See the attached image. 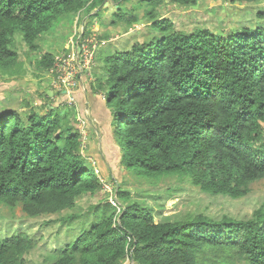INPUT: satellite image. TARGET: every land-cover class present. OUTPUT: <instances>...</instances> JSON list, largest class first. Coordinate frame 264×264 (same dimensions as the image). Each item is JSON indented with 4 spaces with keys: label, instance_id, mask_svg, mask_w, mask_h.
<instances>
[{
    "label": "trees",
    "instance_id": "1",
    "mask_svg": "<svg viewBox=\"0 0 264 264\" xmlns=\"http://www.w3.org/2000/svg\"><path fill=\"white\" fill-rule=\"evenodd\" d=\"M112 1L121 9L131 0ZM199 1L139 0L148 8L150 40L105 55L86 91L91 109L95 96H106L100 110L110 113L123 170L153 179L178 175L204 193L240 198L264 180V26L229 35L186 33L159 12L166 4ZM105 2L0 0V69L11 73L20 64V34L32 55L39 54V72L49 73L56 54L42 52L39 39L62 18ZM136 20L131 15L126 22ZM75 97L78 103L81 95ZM45 107V114L32 107L24 116L0 112V202H21L35 217L61 216L82 196L104 189L72 123L78 104L63 109L48 101ZM113 192L115 204L89 207V224L54 249L51 264H264V203L243 219L190 213L162 220L120 185ZM38 242L24 232L0 238V264H27Z\"/></svg>",
    "mask_w": 264,
    "mask_h": 264
},
{
    "label": "rangeland",
    "instance_id": "2",
    "mask_svg": "<svg viewBox=\"0 0 264 264\" xmlns=\"http://www.w3.org/2000/svg\"><path fill=\"white\" fill-rule=\"evenodd\" d=\"M105 1L104 5L95 9L90 6L62 18L38 41L42 52L46 50L56 56L70 52L73 48L72 41L78 40L79 35L86 38L95 35L99 40L105 41L95 53L91 75L83 77L78 82L79 87L89 88L95 83V75L101 74L100 67L105 55L127 51L135 43L149 41L151 38L148 20L144 17L148 8L139 3V0L122 2L121 9H117V3L112 0ZM96 11L99 12L98 16L95 15ZM159 12L162 17L171 19L177 30L186 33L209 29L214 33L229 35L242 27L264 26V0L250 4H232L230 0H200L194 6L166 4L159 8ZM131 15L137 17V22L129 25L126 19ZM84 25L87 26L85 29ZM15 39L20 64L11 73L0 69V112L9 109L19 111L24 116L25 111L32 107L45 114L49 110L45 107V102L37 101L35 104L36 98L41 99L44 95V90L53 92L51 95L54 98H50L49 103L54 107L67 109L69 103L75 107L77 103L73 97L68 99V104L60 103L61 96L53 91L51 73H40L34 63L39 54L32 55L22 35H15ZM79 91L76 87L74 94L79 96ZM105 99V94H100V98L95 96L94 106L97 107L93 110L84 111L79 108L78 111H82L85 118L74 108L72 123L81 134L82 154L86 163L95 170L99 178L106 181L104 183L108 187L104 186L103 190L94 195L82 196L73 210L65 211L61 216H29L21 202L15 205L0 202V238L24 232L35 236L39 241L38 246L27 255V264H51L54 249L74 240L82 228L89 224V207L108 200L111 202V197L115 200L113 189L119 185L130 193L133 201L151 207L158 219L162 220H177L190 213L212 217L228 215L243 219L250 217L264 203V180L252 183L246 196L233 198L204 193L188 178L178 175L153 179L123 170L120 147L113 126L110 125V113L107 109L105 113L100 110L105 105ZM111 167L114 168L112 174ZM70 214L77 216L67 218ZM64 216L66 217L63 218ZM123 264H130L129 259Z\"/></svg>",
    "mask_w": 264,
    "mask_h": 264
},
{
    "label": "built area",
    "instance_id": "3",
    "mask_svg": "<svg viewBox=\"0 0 264 264\" xmlns=\"http://www.w3.org/2000/svg\"><path fill=\"white\" fill-rule=\"evenodd\" d=\"M89 36L86 38L79 35L78 40L72 41L74 49L56 56L55 63L49 70L52 75L53 91L61 96L60 102L65 101L68 104V99L72 97L75 100L74 91L76 87L79 88L78 82L83 77L91 75L90 70L94 65L95 53L105 41L99 40L95 35ZM69 105L72 104L69 103ZM104 186L108 187L106 183ZM111 202L115 204L112 197Z\"/></svg>",
    "mask_w": 264,
    "mask_h": 264
},
{
    "label": "crops",
    "instance_id": "4",
    "mask_svg": "<svg viewBox=\"0 0 264 264\" xmlns=\"http://www.w3.org/2000/svg\"><path fill=\"white\" fill-rule=\"evenodd\" d=\"M84 27H85V25H84ZM87 27V26H86ZM85 27V28H86ZM79 89H80V91H79ZM78 91L79 92H77V94H80L81 95V100L78 102V99H77V104H78V107L80 108V109H84V111L85 110H87V109H91V107H92V103H91V99H90V97L88 96V94H87V91H86V87H84V86H81V87H79L78 88ZM82 91V92H81ZM53 92H48L47 90H44L43 91V96H42V98L41 99H39L38 97L36 98V100H35V104L37 103V101H39V102H41V101H43V102H48L49 101V99L50 98H53V95H51ZM79 95V96H80ZM77 96V95H76ZM95 96V95H94ZM93 105H94V103H93ZM93 110V109H92ZM103 113H105L104 111H102Z\"/></svg>",
    "mask_w": 264,
    "mask_h": 264
}]
</instances>
